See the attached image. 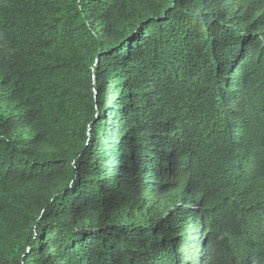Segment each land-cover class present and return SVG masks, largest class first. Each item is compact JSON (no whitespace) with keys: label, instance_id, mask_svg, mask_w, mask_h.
<instances>
[{"label":"trees","instance_id":"trees-1","mask_svg":"<svg viewBox=\"0 0 264 264\" xmlns=\"http://www.w3.org/2000/svg\"><path fill=\"white\" fill-rule=\"evenodd\" d=\"M0 264H264V0H0Z\"/></svg>","mask_w":264,"mask_h":264}]
</instances>
